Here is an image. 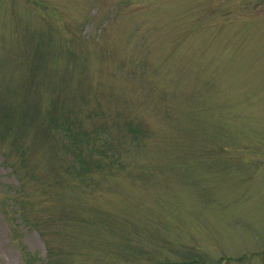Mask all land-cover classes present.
<instances>
[{
    "label": "rangeland",
    "instance_id": "1",
    "mask_svg": "<svg viewBox=\"0 0 264 264\" xmlns=\"http://www.w3.org/2000/svg\"><path fill=\"white\" fill-rule=\"evenodd\" d=\"M54 103L119 164L70 173ZM187 249L264 264V0H0V264Z\"/></svg>",
    "mask_w": 264,
    "mask_h": 264
},
{
    "label": "trees",
    "instance_id": "2",
    "mask_svg": "<svg viewBox=\"0 0 264 264\" xmlns=\"http://www.w3.org/2000/svg\"><path fill=\"white\" fill-rule=\"evenodd\" d=\"M42 54V53H41ZM75 54V53H74ZM72 54V56L74 55ZM37 55V59L39 60V54ZM70 56V55H69ZM59 109L57 103H54L52 110L50 111V117L48 118V122L50 123L49 129L58 135V140L60 145L64 148V152L72 155L73 161L67 160V170L76 171L80 177L85 178V173L90 170L91 167H100L102 166V162H106L109 165L115 163L116 166L119 164L118 161L114 160L113 157L116 154V150L113 145V138L109 134V126L107 121L101 123H94L90 128H85L80 125L79 122L71 120L68 118V113ZM125 125L127 126L128 132L132 136L133 140L139 141L140 133L142 132V126L140 124H136L130 120L125 121ZM104 139L106 146H102V144H96L97 141H101ZM104 148V150L101 149ZM113 149V154L109 155V150ZM101 153L105 154V158L100 157ZM116 159H118L116 157ZM74 163V164H73ZM18 207H15L14 210H18ZM124 244L130 243V238L123 237ZM190 249V248H189ZM192 250V249H191ZM129 253V252H128ZM199 252L195 255H189L188 249L185 255H181L178 261L170 262L169 264H188V263H202L204 264L206 261L205 253ZM204 255V256H203ZM244 256V255H242ZM34 261V257L30 256L26 253L24 258L25 264H32ZM217 260V262H219ZM209 264H211L208 261ZM161 264H166L165 261L161 262Z\"/></svg>",
    "mask_w": 264,
    "mask_h": 264
}]
</instances>
